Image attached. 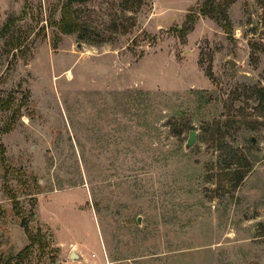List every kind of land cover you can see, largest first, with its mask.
<instances>
[{"label":"rangeland","instance_id":"1","mask_svg":"<svg viewBox=\"0 0 264 264\" xmlns=\"http://www.w3.org/2000/svg\"><path fill=\"white\" fill-rule=\"evenodd\" d=\"M203 1L85 0L63 35L65 0H0V264L28 243L21 220L43 236L25 264H264V6L181 35ZM230 120L244 167L210 137Z\"/></svg>","mask_w":264,"mask_h":264},{"label":"trees","instance_id":"2","mask_svg":"<svg viewBox=\"0 0 264 264\" xmlns=\"http://www.w3.org/2000/svg\"><path fill=\"white\" fill-rule=\"evenodd\" d=\"M85 0H65V2L61 6L60 10V20L57 23L56 27L60 34L63 35H72V34H81L84 25L78 20L77 18V12L73 7V4L80 3ZM236 0H204L203 3L200 5V7L197 8L196 11H193L189 13V26L182 28L181 30H178L181 35H185L186 32H189L192 29V24L194 23V19L196 16H203L207 17L209 19H213L216 22L220 23L223 27L226 33H229L230 28V22L227 18V9L228 7L235 2ZM143 0H122V4H124V8L126 12H135L137 9H139L142 5ZM260 2L264 6V1L260 0ZM264 10V7H263ZM8 24L5 26V29L7 30ZM132 24L129 25H123L119 24L117 26H113L115 33L120 34H126L131 28ZM263 26H264V17H263ZM103 42H96V41H90L91 45H100ZM210 76V74L208 73ZM254 95L258 96V100H261L262 97L264 98V94H262L261 90L254 89ZM11 101H2L0 104V111L7 112L11 108ZM14 121L13 116L10 119V122L7 123V125L4 126L2 129V133H8L13 128L12 124ZM233 120H230L228 122H225L224 125L221 123L214 121L211 125V131H210V137L213 142L216 144L214 145L218 151L223 153L226 157V163L228 165H239L241 167H244L248 162L247 159L243 156H239L237 152L233 150V147L231 145H228L225 143V137L230 135L231 128L233 126ZM0 153H4V147L0 144ZM242 179V175H238L236 178V182H240ZM12 198H9V200ZM14 199V198H13ZM20 227H22L25 231V234L27 236L28 243L21 249V251L16 256V261L13 264H25V261L28 259L33 247L35 245H40L43 242V236L41 235L40 231H36L35 233L33 231H30L27 227V223L24 220L20 221ZM2 258H0V261ZM9 264V263H8Z\"/></svg>","mask_w":264,"mask_h":264},{"label":"water","instance_id":"3","mask_svg":"<svg viewBox=\"0 0 264 264\" xmlns=\"http://www.w3.org/2000/svg\"><path fill=\"white\" fill-rule=\"evenodd\" d=\"M230 66H233L231 63H229ZM196 132L195 131H190L189 132V136L187 139V142L185 144V150H189L190 148H192L195 143H196ZM69 259L72 261H80L81 257L78 253H76L75 251H71V253L69 254Z\"/></svg>","mask_w":264,"mask_h":264},{"label":"crops","instance_id":"4","mask_svg":"<svg viewBox=\"0 0 264 264\" xmlns=\"http://www.w3.org/2000/svg\"><path fill=\"white\" fill-rule=\"evenodd\" d=\"M82 246V245H81ZM82 248H84L83 246H82ZM85 249V248H84ZM86 250V249H85ZM89 262V264H90V261H88Z\"/></svg>","mask_w":264,"mask_h":264},{"label":"bare ground","instance_id":"5","mask_svg":"<svg viewBox=\"0 0 264 264\" xmlns=\"http://www.w3.org/2000/svg\"><path fill=\"white\" fill-rule=\"evenodd\" d=\"M79 253V251H77Z\"/></svg>","mask_w":264,"mask_h":264}]
</instances>
